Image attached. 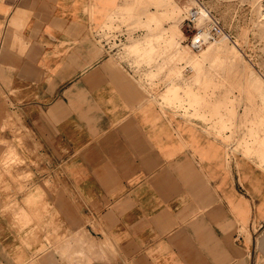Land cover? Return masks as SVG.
Listing matches in <instances>:
<instances>
[{
    "label": "crops",
    "instance_id": "1",
    "mask_svg": "<svg viewBox=\"0 0 264 264\" xmlns=\"http://www.w3.org/2000/svg\"><path fill=\"white\" fill-rule=\"evenodd\" d=\"M127 2L0 0V264H264V171L151 95Z\"/></svg>",
    "mask_w": 264,
    "mask_h": 264
},
{
    "label": "rangeland",
    "instance_id": "2",
    "mask_svg": "<svg viewBox=\"0 0 264 264\" xmlns=\"http://www.w3.org/2000/svg\"><path fill=\"white\" fill-rule=\"evenodd\" d=\"M125 1L115 16L109 10L105 34L109 40L128 29L120 54L133 57L147 74L153 71L145 75L151 95L173 117L197 120L219 140L226 164L241 158L264 171V0ZM193 8L201 21L213 17L224 30L197 49L185 19ZM3 163L7 169L20 164ZM16 207L10 201L7 210L16 214ZM47 212L46 206H34L30 215L39 220Z\"/></svg>",
    "mask_w": 264,
    "mask_h": 264
},
{
    "label": "built area",
    "instance_id": "3",
    "mask_svg": "<svg viewBox=\"0 0 264 264\" xmlns=\"http://www.w3.org/2000/svg\"><path fill=\"white\" fill-rule=\"evenodd\" d=\"M200 17V11L196 8L190 9L188 15L185 17L186 24L188 26L192 25L194 29V32L190 36V45L194 49L203 46L205 42L214 41L224 33L217 19L207 17L206 20L201 21Z\"/></svg>",
    "mask_w": 264,
    "mask_h": 264
},
{
    "label": "bare ground",
    "instance_id": "4",
    "mask_svg": "<svg viewBox=\"0 0 264 264\" xmlns=\"http://www.w3.org/2000/svg\"><path fill=\"white\" fill-rule=\"evenodd\" d=\"M218 38H219V37H218ZM205 44H206V42H205ZM205 44H204V45H205ZM199 48H200V47H199ZM16 163H20V164H21V163H24V162H23V160L20 159V160L16 161ZM17 165H18V164H17Z\"/></svg>",
    "mask_w": 264,
    "mask_h": 264
}]
</instances>
